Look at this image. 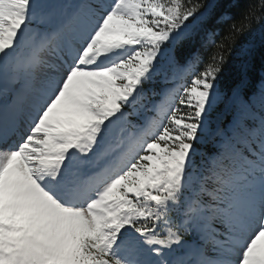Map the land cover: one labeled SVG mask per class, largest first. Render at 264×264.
<instances>
[{
    "label": "snow or ice",
    "instance_id": "obj_1",
    "mask_svg": "<svg viewBox=\"0 0 264 264\" xmlns=\"http://www.w3.org/2000/svg\"><path fill=\"white\" fill-rule=\"evenodd\" d=\"M0 264H264V0H0Z\"/></svg>",
    "mask_w": 264,
    "mask_h": 264
},
{
    "label": "trees",
    "instance_id": "obj_2",
    "mask_svg": "<svg viewBox=\"0 0 264 264\" xmlns=\"http://www.w3.org/2000/svg\"><path fill=\"white\" fill-rule=\"evenodd\" d=\"M254 0H240V6H241V10H243L244 8H246L249 4L253 3ZM239 13H237L238 15ZM257 27H259V25H256Z\"/></svg>",
    "mask_w": 264,
    "mask_h": 264
}]
</instances>
